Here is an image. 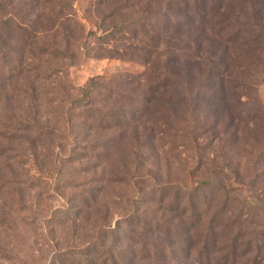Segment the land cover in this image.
<instances>
[{"label": "rangeland", "instance_id": "obj_1", "mask_svg": "<svg viewBox=\"0 0 264 264\" xmlns=\"http://www.w3.org/2000/svg\"><path fill=\"white\" fill-rule=\"evenodd\" d=\"M38 1L0 12V264H264V0Z\"/></svg>", "mask_w": 264, "mask_h": 264}, {"label": "trees", "instance_id": "obj_2", "mask_svg": "<svg viewBox=\"0 0 264 264\" xmlns=\"http://www.w3.org/2000/svg\"><path fill=\"white\" fill-rule=\"evenodd\" d=\"M38 2H39L38 0H32V2L28 3L27 8H30V10L36 9L38 7ZM14 3H16V0H0V12L4 11L7 8L14 9V7H15ZM22 8L25 9L26 6H23ZM0 21H2V20H0ZM41 21H42L41 17L39 15H35V20L33 21V24L39 25V23H41ZM0 30H1L0 31V41H2V40H4V38H3L4 37V31H3V27L1 25H0ZM33 31H35V28L33 29ZM41 31H42V25H40L38 27V30L36 31V35H38V33H40ZM51 47H52L51 45L46 44L45 47L38 49L36 52H33L32 50H30V53H31V55H34V56L36 55L37 57L51 55V53H52L50 51ZM9 53H15V52H13L10 49L6 50L5 52H2V60L3 61L7 60L6 57L9 55ZM20 57L21 58L19 59L20 62L18 64V67L21 68V70L18 71V74L22 79L25 78L27 83H28L26 91H29V90L34 91L35 87L33 85V81L37 80L38 76H36V75L33 76L32 71H35V69L39 68L40 64H39V66H37V67L35 66L32 69H28V70L24 69L23 68L24 64L22 63L23 57H24L23 54ZM30 76L32 77V79ZM96 82H97L96 79L93 78L90 81H88L84 86H82L78 89V92H79L78 94H80V97L75 96L72 99V101H71V103L67 109L69 113L72 112V110L75 108L85 107V106L91 105L93 103V101L88 97V94L90 93L91 89H94L95 85L97 84ZM145 103H148V108H149V109L147 108L148 110H151V108H153L152 101L150 99H146ZM173 103L177 104L176 102H173ZM102 228L106 229L105 231H103L104 237H106L108 235V233L113 230L109 226L107 227V225H105V226L102 225V227L100 229H102ZM183 231L187 234V236L185 238V244L187 246L185 247V251H184V252H186L189 249L188 245H191V243H189L191 241V239L189 238L190 234H189L188 227H185L183 229ZM102 261H103V264H107V262H108L107 259L106 260L102 259Z\"/></svg>", "mask_w": 264, "mask_h": 264}]
</instances>
